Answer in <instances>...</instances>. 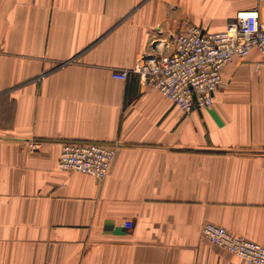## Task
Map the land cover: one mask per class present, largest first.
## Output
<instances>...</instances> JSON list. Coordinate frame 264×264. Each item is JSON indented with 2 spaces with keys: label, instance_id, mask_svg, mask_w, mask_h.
<instances>
[{
  "label": "crops",
  "instance_id": "0c3cea01",
  "mask_svg": "<svg viewBox=\"0 0 264 264\" xmlns=\"http://www.w3.org/2000/svg\"><path fill=\"white\" fill-rule=\"evenodd\" d=\"M253 7L264 18V0H0V264H246L206 222L264 246L263 57L225 64L187 113L131 71L154 39ZM67 140L115 143L105 177L58 169Z\"/></svg>",
  "mask_w": 264,
  "mask_h": 264
},
{
  "label": "built area",
  "instance_id": "2783aa9c",
  "mask_svg": "<svg viewBox=\"0 0 264 264\" xmlns=\"http://www.w3.org/2000/svg\"><path fill=\"white\" fill-rule=\"evenodd\" d=\"M153 43L152 51L143 54L131 71L137 74L139 82L187 113L212 105L213 94L222 84V68L232 59L245 58L252 50L264 59V18L258 7L239 9L220 31H204L190 25L172 33L168 44L161 39H154ZM129 72L113 71L112 77L125 80ZM27 146L36 151L40 141H28ZM115 152V143L67 140L61 144L56 167L102 179ZM201 233L246 264H264V246L257 242L211 222L202 225Z\"/></svg>",
  "mask_w": 264,
  "mask_h": 264
},
{
  "label": "rangeland",
  "instance_id": "374dc122",
  "mask_svg": "<svg viewBox=\"0 0 264 264\" xmlns=\"http://www.w3.org/2000/svg\"><path fill=\"white\" fill-rule=\"evenodd\" d=\"M208 1V3H213L214 2V0H207ZM221 7V6H220ZM203 8H205V10H208V9H210V7H203ZM185 9H189L188 7L186 8L185 7ZM212 9V8H211Z\"/></svg>",
  "mask_w": 264,
  "mask_h": 264
}]
</instances>
